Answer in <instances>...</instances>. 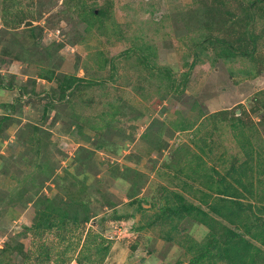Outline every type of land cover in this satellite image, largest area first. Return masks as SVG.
Wrapping results in <instances>:
<instances>
[{"label":"rangeland","instance_id":"374dc122","mask_svg":"<svg viewBox=\"0 0 264 264\" xmlns=\"http://www.w3.org/2000/svg\"><path fill=\"white\" fill-rule=\"evenodd\" d=\"M221 178L261 222L264 0H0V264H191Z\"/></svg>","mask_w":264,"mask_h":264},{"label":"trees","instance_id":"16d2710c","mask_svg":"<svg viewBox=\"0 0 264 264\" xmlns=\"http://www.w3.org/2000/svg\"><path fill=\"white\" fill-rule=\"evenodd\" d=\"M252 50H254V46H252ZM241 52L245 54L243 50ZM250 53V50L247 51V54ZM248 165V159H246L240 165L232 166L238 172V176L234 180L243 191H248L243 181ZM223 181L224 178L218 179L213 186H209L210 190H214L219 195L222 194L221 197H218V200L222 203L208 204V211L199 209L193 205H189V207L180 205L178 211H175V214H179L180 208L183 206V213L191 214L199 223L208 228V238L206 241H191L190 250L192 247H195V251L197 252L191 259V264H203L202 262H205V258L209 262L207 264H257L258 261L260 262L259 254L263 255V251L260 247L252 243V240L264 246V219H261V222H257L258 217H255L256 223L254 220L252 225L237 224L234 218L237 216L240 217V213L245 208L239 200L243 194L237 186L224 184ZM248 192L250 193V190ZM233 204H235V210L232 209ZM210 212H213L218 218L225 220L227 224H233L232 226L235 225L238 229L242 228V231L238 232L237 229L225 225L213 217ZM107 246L105 245L103 247V256L107 253ZM100 252L101 250L97 244H94L89 249L87 247V249L85 248L81 251L82 256L78 259V262L80 264H92L94 261L99 260Z\"/></svg>","mask_w":264,"mask_h":264},{"label":"water","instance_id":"95a60500","mask_svg":"<svg viewBox=\"0 0 264 264\" xmlns=\"http://www.w3.org/2000/svg\"><path fill=\"white\" fill-rule=\"evenodd\" d=\"M31 23H32L31 21H26V22L24 23V25L28 26V25H30Z\"/></svg>","mask_w":264,"mask_h":264}]
</instances>
